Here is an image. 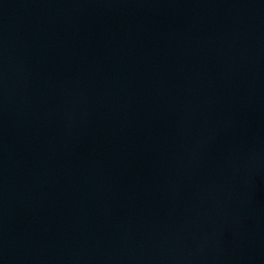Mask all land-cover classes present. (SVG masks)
<instances>
[{
    "label": "water",
    "instance_id": "obj_1",
    "mask_svg": "<svg viewBox=\"0 0 264 264\" xmlns=\"http://www.w3.org/2000/svg\"><path fill=\"white\" fill-rule=\"evenodd\" d=\"M0 264H264V0H0Z\"/></svg>",
    "mask_w": 264,
    "mask_h": 264
}]
</instances>
